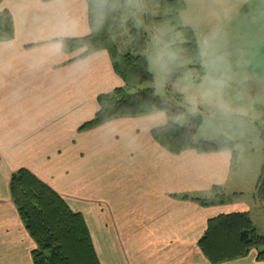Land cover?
<instances>
[{"label": "crops", "instance_id": "1", "mask_svg": "<svg viewBox=\"0 0 264 264\" xmlns=\"http://www.w3.org/2000/svg\"><path fill=\"white\" fill-rule=\"evenodd\" d=\"M185 3L181 20L195 34L206 70V52L232 53L249 36L254 49L246 73L254 83L264 81V0ZM3 12L12 16L15 37L0 41V264H34L37 245L10 186L20 170L84 217L101 264H211L199 242L210 220L233 213H248L264 237V193H258L264 163L251 176L240 169V153L235 166L230 151L172 154L152 136L166 125L164 113L79 131L99 111V97L125 86L107 52L82 58L84 50L63 51V40L90 33L87 0H4ZM205 91L183 96L184 125L193 127L189 112H204L212 101ZM224 102L221 108L232 105ZM221 137L238 149V141ZM258 254L224 264H264Z\"/></svg>", "mask_w": 264, "mask_h": 264}, {"label": "trees", "instance_id": "2", "mask_svg": "<svg viewBox=\"0 0 264 264\" xmlns=\"http://www.w3.org/2000/svg\"><path fill=\"white\" fill-rule=\"evenodd\" d=\"M3 1L0 0V4ZM87 1L90 33L85 37L63 40V51L72 53L84 50L82 58L100 51L107 52L114 71L125 86L99 97V111L79 131L94 129L116 119L164 113L166 125L154 130L152 136L170 153L179 155L187 150L202 154L230 151L235 166L239 158L235 141L226 137L216 141H197L198 125L188 127L179 123L188 112L178 103L186 107L189 103L182 96H177L176 104L171 99L160 97L156 88L148 87L154 83V75L145 55L150 38L138 24L129 0ZM140 3L145 17L155 22L161 19L150 14L152 4L165 10L164 20L174 28L166 38L179 35V43L172 47L185 52L190 61L189 65L177 69L169 66V83L182 79L202 82L206 69L202 64L198 42L193 31L181 22L180 14L186 9L185 0H141ZM126 30L130 31L133 43L131 52L122 54L117 39ZM14 37L12 16L3 12L0 14V41H10ZM259 130L264 140V125L259 126ZM10 186L20 217L37 245L32 255L34 264H101L84 217L73 212L63 197L28 170L14 174ZM263 192L264 169L258 180V193ZM196 201L204 206L209 205L206 200ZM199 248L211 264L237 261L248 257L254 250L259 252L257 260L264 261V237L257 233L248 213L221 215L210 220Z\"/></svg>", "mask_w": 264, "mask_h": 264}, {"label": "rangeland", "instance_id": "3", "mask_svg": "<svg viewBox=\"0 0 264 264\" xmlns=\"http://www.w3.org/2000/svg\"><path fill=\"white\" fill-rule=\"evenodd\" d=\"M140 1L129 0L135 10V18L138 24L148 33L150 38L149 48L145 55L154 75V83L148 85V87L156 88L160 97L171 99L176 104L178 103L177 96L196 99L202 96L201 94H208L205 90H211L213 99L209 103H204L202 110L205 111H196V114L192 111L189 112L188 121L194 122V125L200 124V129L196 133V140L216 141L220 139V136H227L238 141L242 161L240 169L252 176L256 170L262 168L264 163V140L259 130V126L264 125V81L257 80L254 83L246 73V68L253 57L252 50L254 48H249L250 42L254 39L244 36L240 39L241 43H237V39H234L237 44H234L235 48H230L232 53L206 52L208 76L205 86L204 84L199 86V83L189 79L169 83V66L177 69L189 65L190 61L186 58L185 52L174 50L172 47L179 43V35L173 34L171 38H166L168 34L174 31V28L164 20L166 17L165 10L152 4L153 13L150 12V14L161 20L157 22L148 20ZM132 43L133 38L130 31L126 30L117 39L120 53H130ZM228 78H233L237 82L231 86L227 83ZM224 82L226 85H223ZM186 83L190 84L187 85ZM223 99H227L228 103L232 105L227 109L221 108L225 103ZM178 104L187 109L184 104ZM234 105L239 107L232 108ZM179 123L184 125V122L179 121ZM217 194L220 195V193Z\"/></svg>", "mask_w": 264, "mask_h": 264}]
</instances>
